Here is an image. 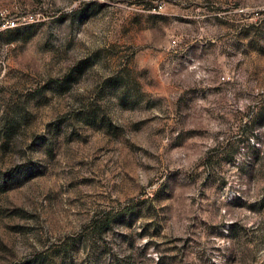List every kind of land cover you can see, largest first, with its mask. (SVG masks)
<instances>
[{
	"label": "rangeland",
	"instance_id": "1",
	"mask_svg": "<svg viewBox=\"0 0 264 264\" xmlns=\"http://www.w3.org/2000/svg\"><path fill=\"white\" fill-rule=\"evenodd\" d=\"M0 264H264V0H0Z\"/></svg>",
	"mask_w": 264,
	"mask_h": 264
},
{
	"label": "trees",
	"instance_id": "2",
	"mask_svg": "<svg viewBox=\"0 0 264 264\" xmlns=\"http://www.w3.org/2000/svg\"><path fill=\"white\" fill-rule=\"evenodd\" d=\"M102 223H103V226H107L108 224H109V219L108 218H105L103 221H102Z\"/></svg>",
	"mask_w": 264,
	"mask_h": 264
}]
</instances>
